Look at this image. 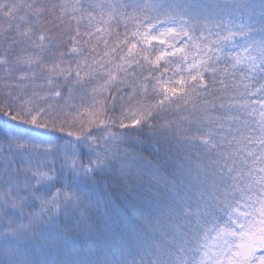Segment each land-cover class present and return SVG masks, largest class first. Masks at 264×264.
Masks as SVG:
<instances>
[{"label":"snow or ice","instance_id":"obj_1","mask_svg":"<svg viewBox=\"0 0 264 264\" xmlns=\"http://www.w3.org/2000/svg\"><path fill=\"white\" fill-rule=\"evenodd\" d=\"M0 264H264V0H0Z\"/></svg>","mask_w":264,"mask_h":264}]
</instances>
